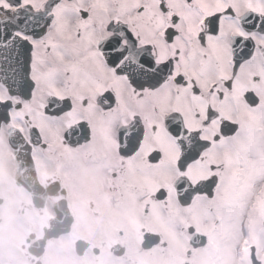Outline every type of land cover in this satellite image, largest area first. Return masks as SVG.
<instances>
[{
    "label": "snow or ice",
    "instance_id": "obj_1",
    "mask_svg": "<svg viewBox=\"0 0 264 264\" xmlns=\"http://www.w3.org/2000/svg\"><path fill=\"white\" fill-rule=\"evenodd\" d=\"M0 124L264 264V0H0Z\"/></svg>",
    "mask_w": 264,
    "mask_h": 264
},
{
    "label": "flooded vegetation",
    "instance_id": "obj_2",
    "mask_svg": "<svg viewBox=\"0 0 264 264\" xmlns=\"http://www.w3.org/2000/svg\"><path fill=\"white\" fill-rule=\"evenodd\" d=\"M18 128L0 126V264H200L199 252L189 258L183 222L146 214L143 202L122 197L110 175L76 162L59 139L32 147ZM59 206L69 230L45 240ZM146 235L157 242L146 247Z\"/></svg>",
    "mask_w": 264,
    "mask_h": 264
},
{
    "label": "rangeland",
    "instance_id": "obj_3",
    "mask_svg": "<svg viewBox=\"0 0 264 264\" xmlns=\"http://www.w3.org/2000/svg\"><path fill=\"white\" fill-rule=\"evenodd\" d=\"M148 240H149L150 242H152V241L154 240V238L149 237Z\"/></svg>",
    "mask_w": 264,
    "mask_h": 264
}]
</instances>
